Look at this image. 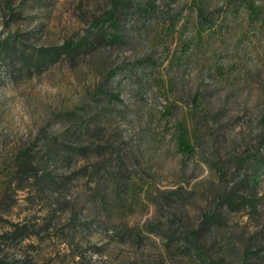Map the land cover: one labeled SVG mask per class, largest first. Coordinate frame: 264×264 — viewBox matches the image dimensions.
I'll use <instances>...</instances> for the list:
<instances>
[{"label":"rangeland","instance_id":"1","mask_svg":"<svg viewBox=\"0 0 264 264\" xmlns=\"http://www.w3.org/2000/svg\"><path fill=\"white\" fill-rule=\"evenodd\" d=\"M263 112L264 0H0V264H264Z\"/></svg>","mask_w":264,"mask_h":264},{"label":"trees","instance_id":"2","mask_svg":"<svg viewBox=\"0 0 264 264\" xmlns=\"http://www.w3.org/2000/svg\"><path fill=\"white\" fill-rule=\"evenodd\" d=\"M198 10H199V8H198ZM79 41H83V40H79ZM68 45H69V43L65 42V43L61 44L60 46H54V47H51V48H40V51H44L43 53H50L49 60L53 61L59 55H61V54H63L65 52V50L68 48ZM76 47H77L76 51L80 50V48L82 47L81 42H78V44H76ZM48 51H50V52H48ZM261 121L264 122V112H263V114L261 116ZM225 197H226L225 194L219 195V198H221V199H223ZM185 234H186V237L189 239V241L195 245L194 247L199 249V246H198V244L196 243V240H195L196 239V230L187 231Z\"/></svg>","mask_w":264,"mask_h":264}]
</instances>
